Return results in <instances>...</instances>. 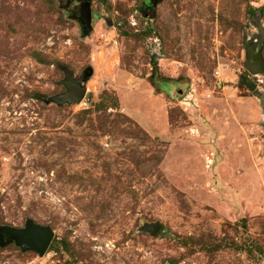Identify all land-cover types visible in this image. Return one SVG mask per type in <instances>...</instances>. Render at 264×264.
Returning <instances> with one entry per match:
<instances>
[{"label": "rangeland", "instance_id": "1", "mask_svg": "<svg viewBox=\"0 0 264 264\" xmlns=\"http://www.w3.org/2000/svg\"><path fill=\"white\" fill-rule=\"evenodd\" d=\"M77 1L0 0V264H264V0Z\"/></svg>", "mask_w": 264, "mask_h": 264}, {"label": "water", "instance_id": "2", "mask_svg": "<svg viewBox=\"0 0 264 264\" xmlns=\"http://www.w3.org/2000/svg\"><path fill=\"white\" fill-rule=\"evenodd\" d=\"M75 18L82 24L83 34L88 33L91 28L92 10L90 0H79L76 3ZM249 57L245 63V68L252 74L262 73V65L260 62H251ZM65 79L62 84L66 88V92L57 95L56 101L58 103L69 102L79 103L83 100L86 88L82 85L80 79L73 77L71 72H66ZM253 89V88H252ZM160 229L158 222L145 224L143 230L151 235H155ZM53 239V232L47 226H40L33 222H28L25 228H0V245H6L14 242L21 246L24 250L33 249L39 255H43L48 249Z\"/></svg>", "mask_w": 264, "mask_h": 264}, {"label": "flooded vegetation", "instance_id": "3", "mask_svg": "<svg viewBox=\"0 0 264 264\" xmlns=\"http://www.w3.org/2000/svg\"><path fill=\"white\" fill-rule=\"evenodd\" d=\"M255 53H256L255 50L250 52L249 57H252V58H251V62H255V61H256V59H255Z\"/></svg>", "mask_w": 264, "mask_h": 264}]
</instances>
